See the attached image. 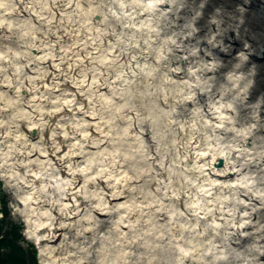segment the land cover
Here are the masks:
<instances>
[{
	"label": "bare ground",
	"instance_id": "obj_1",
	"mask_svg": "<svg viewBox=\"0 0 264 264\" xmlns=\"http://www.w3.org/2000/svg\"><path fill=\"white\" fill-rule=\"evenodd\" d=\"M204 1L192 18L178 25V13L192 11L186 0H96L81 11L80 0H50L58 17L83 11L81 28H57V33L45 36L53 37L47 38L48 46L29 44L32 58L23 60L22 67L30 71L41 63L47 68L41 76L33 79L0 70V175L15 191V206L25 217L26 238L39 249L40 264L84 263L80 256L71 257L68 244L60 241L67 234L81 237L91 232L98 227L96 216L126 211L120 223L129 225L135 209L121 201L129 190L121 163L109 157L92 166L87 158L88 153L104 152L111 139L98 102L108 94L113 98L119 89L128 90L144 60L153 55L154 38L170 29L175 32L163 60L185 88L171 101L173 113L182 118L174 122L171 158L181 164L186 184L167 183L169 157L149 111L143 106L125 108L115 115L125 123L145 166L140 179L150 176L160 184L158 202L139 206L137 212L153 215L162 225L156 239L166 240L159 246L177 253L175 261L206 256L227 264H264V100L248 98L255 68H248L246 76L241 71L251 49L235 53L221 46L230 53L228 61L210 56L216 46L210 30L219 27L222 32V14L232 19L243 14L244 7L238 0H214V16L203 24L208 34L198 39L206 50L188 45L200 30L197 20L206 11ZM17 2L19 10L28 12L32 1ZM256 13L236 23L252 27L255 18L264 23L263 0ZM6 30L0 21V34ZM64 40L73 44L64 46ZM116 65L120 68L113 71ZM10 91L15 103L25 102L24 111L13 113L4 98ZM46 92L58 94V99L51 101ZM237 104L249 112L247 121L236 115ZM7 115L14 116L11 126ZM220 188L231 190L230 202L218 195ZM205 245L210 254L200 252Z\"/></svg>",
	"mask_w": 264,
	"mask_h": 264
},
{
	"label": "rangeland",
	"instance_id": "obj_2",
	"mask_svg": "<svg viewBox=\"0 0 264 264\" xmlns=\"http://www.w3.org/2000/svg\"><path fill=\"white\" fill-rule=\"evenodd\" d=\"M31 1L28 5V12H23L18 9L19 2L17 0H0V21L7 28L3 35L0 34V70L2 72L17 71L19 72L18 76H30L35 79L41 76L47 68L41 66V63H37L33 65L34 68H30V71H24V66L22 67L23 60L32 58L29 52L30 49L28 48L29 44L35 42L36 44L41 43L48 46L51 45L49 44L51 40L48 39H53V37L51 35L45 36L50 32L57 33V28L61 29L63 26H72L73 24L74 27L81 28V24L85 20V14L83 11L79 12V10L81 11L82 8L88 9V6L97 3H95L96 0H80L81 8L77 9L78 11L73 12L72 10L69 13H65L63 17H58L51 10L50 0ZM200 1L186 0L187 4H185L192 11L178 13L180 16L178 25L192 18V13L194 15V11L199 6ZM236 2L244 7V12L241 15H234L232 19L227 14H222L224 16H221V24L225 25L221 27L223 29H221L222 32L218 29L219 27H214V29L210 30V33H213L216 37V46L211 50L209 49L210 56L214 59H225L228 61L231 58L230 53L222 51L220 49L221 46L229 47L235 53L247 52L250 47L251 50L248 51L249 59L241 70L246 76V72L249 71L248 68H252V66L255 68L254 83L252 84L248 98L256 101L257 97H261L264 100V48L259 53H256L259 38L257 35H253L255 27L253 28L251 25L249 27V24H243L239 27L236 23V19L246 22L253 18L255 15L253 13V3L255 2L254 0H238ZM201 4L204 8L203 10L205 11L206 9V11L203 14L204 16L197 20L200 30H198V35L188 42V45L206 48L205 43H198V39L208 34L207 29L204 30L203 24H206L205 22L214 16L212 9L216 7V4L214 0H205ZM77 12H79V16H76ZM173 28L176 27L173 26ZM116 29L118 28L116 27ZM173 32H175L174 29L162 30L154 38L155 40L152 44L153 55L144 60L138 77L131 82L128 90L119 89L120 93L113 96V98L108 94L107 97L104 96L102 98L103 101L98 102L102 106V117L105 119V127L108 129L111 139L110 143L105 145L104 152L100 153V155L88 153L87 158H89L92 166H96L101 161L106 162L109 157L119 160L121 163L120 169L123 170L122 173H124L126 180L129 181L126 186L129 187V190L125 193L126 196L122 197L121 201L127 202L128 209L130 208L132 211L135 209V211L132 216H129V225L126 227H122V223L120 222L122 215L127 214V212H112V215L109 216L105 214L96 216L94 222L98 224V227L96 226L91 232L84 233L81 237L67 234L66 238H62L60 242L68 244L70 254H72L71 257L80 256L85 260L82 264H93L98 261L105 264H227L225 261H213L212 258L210 259L206 256L202 258L201 256H196L194 260L185 263L175 261L177 253L166 251L159 246L160 244L166 245V240H164L165 242H159L156 239L157 233H161L159 231L163 229L162 225L154 221L153 215L144 211L141 214L137 212L139 211V206L158 202L155 200L159 197L160 191L157 188L160 184L158 185L156 180L151 179L150 176L147 177L148 180L140 179L143 177L139 174L145 170V166L136 154L137 150L133 145L134 139L124 129L125 123L120 119V116L115 115L120 111H127L125 108L143 106L149 111L148 116L157 128L160 146L168 153L167 171L169 175L167 178L169 181L166 179L167 183L172 184V187L186 184L185 177L183 176L184 173L180 167L181 164L174 157L171 158L172 153H174L172 145L176 138L173 135L174 122L177 120L182 121L179 115L177 116V114L173 113L171 101L176 96L182 95L185 91L181 78L172 77L168 71V64L163 60L166 45L169 42V37L173 36ZM43 38L45 40H42ZM61 43L67 46L72 45L73 41L64 40ZM177 53L180 54L181 51H177L175 54ZM5 57L7 59H4ZM173 62L176 63L177 61L174 60ZM111 68L113 71H118L120 67L116 65L111 66ZM51 94L46 92L44 95L50 97L51 101L58 99L56 97L58 94ZM12 97L11 91L4 96V98L8 99L13 113L18 109L20 112L24 111L23 109H26L25 102L21 99L15 103L11 99ZM45 107L52 108L53 106L45 105ZM236 111V115L241 117L242 120L247 121L249 119V112L244 107L237 104ZM12 117L10 115L4 117L7 120V125L10 124L11 126V123H13L11 121ZM230 192L231 190L228 189H218V195L226 197L228 202L231 200ZM1 196H4L6 199L8 221L17 223L22 228L24 240L21 241V244L26 249L30 247L35 249L36 259L40 262V259H38L39 249H37L35 241L26 238V221L25 217L17 209V206H15L17 198L15 191L7 185L2 175H0ZM0 217H2L1 203ZM203 241H207V239L204 238ZM167 243L171 244L169 241ZM205 246L200 252L202 254L204 252L210 254L211 248L208 249L207 245ZM164 247L167 248V246Z\"/></svg>",
	"mask_w": 264,
	"mask_h": 264
},
{
	"label": "trees",
	"instance_id": "obj_3",
	"mask_svg": "<svg viewBox=\"0 0 264 264\" xmlns=\"http://www.w3.org/2000/svg\"><path fill=\"white\" fill-rule=\"evenodd\" d=\"M2 217H0V264H39L35 249L25 248L19 224L8 221L6 199L0 197Z\"/></svg>",
	"mask_w": 264,
	"mask_h": 264
},
{
	"label": "water",
	"instance_id": "obj_4",
	"mask_svg": "<svg viewBox=\"0 0 264 264\" xmlns=\"http://www.w3.org/2000/svg\"><path fill=\"white\" fill-rule=\"evenodd\" d=\"M264 1V0H263ZM255 3H253V6H254V11L253 13H255V15L257 14L256 13V9L259 8V3H260V0H254ZM254 15V16H255ZM253 16V17H254ZM256 19V18H255ZM254 21H252V23L254 25H252V27L255 29V31L253 32V35H257V37L259 38V42H258V47L256 49V53H259L261 51V49L263 48L264 46V38H263V35H264V23H262V21L259 19H256ZM264 21V20H263ZM262 43V44H261ZM261 44V45H260ZM263 61H264V57H263ZM264 73V72H263ZM219 164L221 163V161L219 160L218 162Z\"/></svg>",
	"mask_w": 264,
	"mask_h": 264
}]
</instances>
